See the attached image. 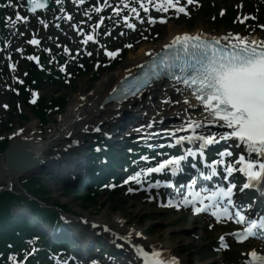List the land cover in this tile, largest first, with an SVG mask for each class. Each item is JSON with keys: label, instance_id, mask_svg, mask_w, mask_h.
I'll return each mask as SVG.
<instances>
[{"label": "snow or ice", "instance_id": "obj_1", "mask_svg": "<svg viewBox=\"0 0 264 264\" xmlns=\"http://www.w3.org/2000/svg\"><path fill=\"white\" fill-rule=\"evenodd\" d=\"M11 2L12 0H9V3ZM55 2L60 4L61 0H55ZM77 2L83 4L84 0H77ZM197 2L198 0H186L185 4H181V0H137L138 7H136L132 5L131 0H120L123 8L117 5L112 7L111 10L117 17H120L123 10L128 9L141 23L155 24L157 21L165 23L168 17L164 15L153 17L149 14L147 15V21H145L141 17V10L148 14L150 8L154 7L161 13L174 10L173 15L175 16L189 15L188 5ZM27 4L33 13L38 8L45 9L49 6L48 0H27ZM107 7H110V5L107 0H104L102 4L94 7L93 10L100 13ZM221 14L223 15V13ZM85 15L87 16L89 13L85 12ZM11 19L9 17L10 21ZM15 19L18 22H26L29 18L17 12L15 13ZM67 19L72 20L73 17L69 15ZM122 19L129 29L136 30L137 25L132 22L129 15H123ZM247 19L248 16H244L240 23H244ZM252 19H255V17H252ZM103 22L104 18L101 17L97 25L93 26V32ZM259 27L264 29V24H260ZM81 31L83 30L81 29ZM105 34L110 35L107 31ZM120 34L123 35V33ZM143 38L147 39L146 36ZM94 39L95 37L91 33H86L83 43L88 44L89 41ZM28 43L39 45L40 40L33 37ZM126 47L131 48L132 44H128ZM165 47L172 49L173 53L166 54L162 58H159V54H157L159 59L158 62H153L151 75L159 76L161 72H167L176 82L184 86V89L177 87L176 92L182 93L187 90L195 99L193 102L188 96H185L183 102L187 105V108L184 109L186 115L182 117L180 125L163 127L160 132L155 134L162 133L166 137H171L169 146L173 148L181 146L185 142L192 145L198 144V147L184 148L180 155L161 158L154 167L140 169L133 175L128 176L123 183L128 184L135 181L137 184H143L144 178L152 173L171 171L176 174L182 170L183 162L191 157H200L204 160V167L209 177L220 175L218 169L220 165H223V171L226 175H223L222 178L228 180L227 186L202 189L201 192L192 193V199L189 196H183L182 200L185 206L192 205V210L196 213L211 210L216 221L227 219L230 221L235 220L238 225L247 224V227L233 233L235 239L242 242L256 234L255 228L257 226L264 228V216L256 220L250 219L239 207L235 212L229 207L235 205L234 196L237 190V185L229 180L233 173H242L246 177V182L238 189L241 193L246 189L264 187V39L240 33L213 36L199 31L196 33L183 32L177 34ZM17 51L22 52L23 49H17ZM64 51L67 52L69 49L65 47ZM120 51L121 49L115 51L105 49L106 55L111 58H115ZM88 55L91 56L92 53L89 52ZM28 59L39 62V58L35 55L29 56ZM12 67L15 68V64ZM150 78L149 73H145L143 82L146 83ZM20 83H23V81L21 80ZM35 102V99H33L32 103ZM164 103H180V101H172L169 97ZM4 107L7 108L8 105H4ZM201 107L203 113L206 114L202 118L196 119L188 114L189 108L200 109ZM211 124H221L227 131H201L206 128V125ZM152 126V123L141 125L136 131L144 132ZM95 130L99 131L100 129L96 128ZM20 131L22 132L23 129H20ZM180 133L184 134L181 135ZM149 135L154 134L149 133ZM229 140L233 142L240 153L238 157L233 156L230 147H225L217 153L218 158L208 162L205 150L210 145ZM141 159L146 160L148 157H141ZM199 174L201 176L205 175L204 172ZM160 183V181H156L154 185L150 184L148 187L159 186ZM169 184H171V181H165L166 186ZM109 186L115 187V185ZM137 190L128 188L129 192ZM205 191L207 195L202 196L201 193ZM198 201L199 206H197ZM169 203L171 204L172 201ZM176 206L179 207L180 205L177 204ZM246 207L251 209L253 205L249 203ZM136 234L142 235V233ZM131 235L132 233L129 232L122 239L130 241ZM219 240L224 248L229 247L225 236L221 235ZM133 247L143 258V264H180L177 257H165L160 251H145L135 244H133ZM32 251H35V249ZM248 255L252 258L249 264H264V254H258L253 249ZM11 259L14 264H19L15 256ZM91 264H97V262L93 260Z\"/></svg>", "mask_w": 264, "mask_h": 264}, {"label": "rangeland", "instance_id": "obj_2", "mask_svg": "<svg viewBox=\"0 0 264 264\" xmlns=\"http://www.w3.org/2000/svg\"><path fill=\"white\" fill-rule=\"evenodd\" d=\"M216 3H218L220 6L224 3H237L240 0H213ZM203 23L205 28L214 29L215 25L211 24L209 22V18L205 16H197L193 20L183 23V26H180L181 24L174 23L175 28H178L179 30H192L195 29L199 24ZM203 27V28H204ZM168 27L163 28L161 31V38L166 39L169 36V32H167ZM167 37H164L166 36ZM19 38V37H17ZM149 43H147L148 45ZM140 51V48L136 51H130L127 53L126 57L120 62V68L119 66L115 69L119 71V69H123L129 64H131V59H135L138 56V53ZM114 69V70H115ZM111 71H103L100 72V76L96 81H93L89 78V76L82 75L75 79L69 86L62 88L61 91L63 93H67L69 95V104L66 108V110L55 117H52L48 124L44 126L46 130L44 134V138L48 140L50 138V129L54 133L55 130L58 129V131L61 133L62 126L65 122L69 120L68 114L69 109L72 108L75 101L77 100L78 96L85 95L96 86V83L98 80H100L102 77H104L107 74H110ZM22 76V75H20ZM10 83L7 82H1L0 81V132L5 134H13L16 135L15 130L17 128H22L23 130H26L31 125H34V127L41 128L42 124L38 121V119L30 112L29 108L23 107V112L25 117L22 118L18 115H15L11 113L12 111V103L10 98V92H9ZM55 89L51 86H44L40 92H42L43 96L46 98L52 97L54 94ZM9 104V109L5 108L4 105ZM4 124H9L12 127L11 130H6L4 128ZM53 134V133H51ZM41 136V135H40ZM17 140L16 138L14 139ZM4 159V155H0V162ZM2 171L5 172V170L2 169ZM15 178H13L14 180ZM7 184V178L3 175L0 176V186H4ZM61 186L56 182L54 184L55 193L58 198V200L61 203L67 204L69 206V209L72 211H81L83 203L82 201H79L77 197L74 196V194L69 193L67 194ZM112 197L109 195L100 197L99 205L101 208L99 209L100 212H104L107 207H109L110 210L113 212H116L117 214H120L122 216H126L130 218L131 222H135L139 225L144 226L147 228V231H149L151 236H154L161 230H167L169 227H178L183 226L187 227V232H185V236H180L179 231H169V238H167L168 242L176 243V253H179L181 256H183L186 259L187 264H218L220 255H213L212 253L208 252V248L213 243L215 237L217 236L216 232H203L201 231L202 227L199 225H191L190 223H187V219L184 217L182 218L181 214H171L168 211H156V209L153 207V205L145 204L138 200H124V201H117L111 199ZM145 207L143 210L141 207ZM91 210H86L89 212ZM84 211V210H83ZM164 221H168L167 224H164ZM198 234L202 235V237L206 234H209L210 237L207 240H198ZM187 249H192V251H196L197 249H200L199 253H195L192 251H187ZM223 259H226V257H223Z\"/></svg>", "mask_w": 264, "mask_h": 264}, {"label": "bare ground", "instance_id": "obj_3", "mask_svg": "<svg viewBox=\"0 0 264 264\" xmlns=\"http://www.w3.org/2000/svg\"><path fill=\"white\" fill-rule=\"evenodd\" d=\"M168 27L167 32H169V39L167 41H170L172 38H174L177 34H181L183 30H179L178 28H175V25L171 24ZM198 32V31H195ZM194 33V32H193ZM164 44V43H163ZM148 56V51L145 52V50L141 49L138 53V56L131 61V64L126 66L121 71L112 72L110 74L105 75L100 80L97 81L96 86L91 90V92L85 94V96L81 95L78 96L76 103L73 105V107L70 109V119L68 124L65 123L64 130L57 134V137L50 141L49 143L41 142L38 143L34 139H30L29 137L35 134L34 131V125H31L29 128H27V131H25L22 134L23 138L28 139V142H30V150L32 153L39 159H43V154L46 148L49 147H57V152H59V157H61L59 160L60 162L54 163V162H48L52 163L50 165H55L58 169H67L69 167H72L73 164L76 163V160L69 158V152L63 150L64 147H66V141L65 139L68 134H74L77 136L78 140H81L83 137L86 136V134H82V132L86 131L87 129H91L93 127H107L111 126L113 127L117 120L116 116H112L116 112V104L111 103L107 104L105 107H101L102 101L105 99V97L109 94L110 90L114 88V86L123 78L125 77V70L131 69L129 72H133L138 68V65L145 61ZM133 67V68H132ZM135 67V68H134ZM158 85L155 84V88L147 89L148 94L158 93L160 98H165L166 96H175L178 93L176 92V86H173L171 84L162 86L161 89H157ZM144 92V93H146ZM133 102L142 103L141 96H138L132 100ZM187 108V105H182L178 113L182 114L184 117L186 113L184 112V109ZM152 110L155 109V107H151ZM191 108H189L190 110ZM107 113V114H106ZM196 114L197 112L194 111ZM189 114V112H188ZM203 115H206L205 113L199 114L198 118H202ZM78 118V120H75ZM74 121V122H73ZM88 123L87 126L85 124ZM41 132L42 130L38 129V132ZM31 132V133H29ZM17 139L21 140V136ZM65 156H68V158H64ZM71 157V156H70ZM53 159V158H52ZM49 159V160H52ZM56 161V160H55ZM5 161L2 160L0 163V176L4 175V171L2 169H5ZM145 207H141L143 210ZM89 222V221H88ZM129 218L126 216L118 215L117 213L111 211L108 207L105 209L103 214L95 221L89 222L90 224L97 223L99 227L105 228L108 227L109 231H112L113 233L117 235L126 236L129 232L132 233L130 239H133L140 243L141 245H145L147 247H150L154 244L160 243L163 244V247L167 249L169 252L174 253V249H176L175 244L172 242H168L167 238H169V231L176 232L179 231L180 236L184 235L185 232L189 231L187 230V227L178 226V227H169L167 230H161L154 236L150 237H143V238H136V233L138 232H144L145 228L142 227H136V225H131L128 223ZM168 221H164V224H167ZM100 228V229H101ZM185 261V260H184ZM139 264V261L136 263Z\"/></svg>", "mask_w": 264, "mask_h": 264}, {"label": "trees", "instance_id": "obj_4", "mask_svg": "<svg viewBox=\"0 0 264 264\" xmlns=\"http://www.w3.org/2000/svg\"><path fill=\"white\" fill-rule=\"evenodd\" d=\"M56 101H58V100H56ZM40 104L41 103H38V105H37L38 107L36 106L37 108L33 107L34 108L33 110L35 112H37V109H39ZM55 104H57V102H55ZM40 114H41V119H43V117L45 116V113L43 111H41ZM6 146H7V141H0V150H4ZM33 183L40 185L39 181L36 179L33 180ZM7 196L13 198V196L9 195V193H5V194H3V198L0 200V220H2L3 222L7 221L9 214H10L8 208H9V203L11 200L8 201L6 199ZM82 198L84 199V202H87V203H94V199H95V198L91 197L90 195H84ZM12 200H14V199H12ZM33 206L36 207L35 204H33ZM1 228H4V226H2Z\"/></svg>", "mask_w": 264, "mask_h": 264}, {"label": "water", "instance_id": "obj_5", "mask_svg": "<svg viewBox=\"0 0 264 264\" xmlns=\"http://www.w3.org/2000/svg\"><path fill=\"white\" fill-rule=\"evenodd\" d=\"M20 148L19 144L14 146L13 148L8 150V160H9V171L13 172V171H23L26 170L27 166H29L28 164H33L36 165L38 163V160L31 157V155L29 154H25V157H27L26 159H28L30 162L27 164V162H21L19 157L16 156L15 154L17 153V151H19L18 149Z\"/></svg>", "mask_w": 264, "mask_h": 264}]
</instances>
